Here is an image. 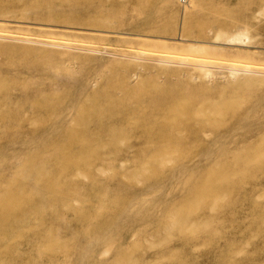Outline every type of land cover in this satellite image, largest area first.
<instances>
[{"label":"rangeland","instance_id":"374dc122","mask_svg":"<svg viewBox=\"0 0 264 264\" xmlns=\"http://www.w3.org/2000/svg\"><path fill=\"white\" fill-rule=\"evenodd\" d=\"M167 2L0 0V264H264V76L155 62L264 72V0Z\"/></svg>","mask_w":264,"mask_h":264},{"label":"bare ground","instance_id":"6f19581e","mask_svg":"<svg viewBox=\"0 0 264 264\" xmlns=\"http://www.w3.org/2000/svg\"><path fill=\"white\" fill-rule=\"evenodd\" d=\"M172 2H173V0H168L167 3H168V5H171ZM174 40L182 42V43L186 42L184 40V37L182 36V33H179L178 37L176 39H174ZM226 41L227 42H233L234 39L232 37H228L226 39ZM186 47H184L186 50H193L192 46H186ZM217 52H219V51H217ZM215 54H216V52H215ZM155 62L157 64H159V65H162V66L174 65L176 67L174 69L175 72L182 71V70H184L186 68H192L193 70H197L198 71L199 78H201V79H209L213 75V70L220 69V68H222L226 72V74L232 79H234L235 77H238L240 74L244 75L245 78H250L252 75L264 76V72H261V71H258V70H252V68H250V67H241V68H238L236 66L216 67L215 65H213V63L209 64V66H207V67L206 66L200 67L198 65H191L188 62V60H186V59H181L178 62H173V61H171V58H167V57L159 58ZM154 160H156V159H154Z\"/></svg>","mask_w":264,"mask_h":264}]
</instances>
